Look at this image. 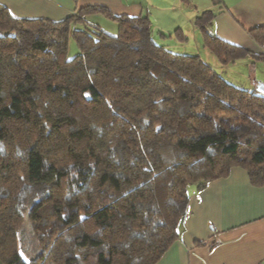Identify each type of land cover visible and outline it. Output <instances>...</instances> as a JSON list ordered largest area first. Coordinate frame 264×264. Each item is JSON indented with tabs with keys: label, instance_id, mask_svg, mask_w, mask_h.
Masks as SVG:
<instances>
[{
	"label": "trees",
	"instance_id": "obj_1",
	"mask_svg": "<svg viewBox=\"0 0 264 264\" xmlns=\"http://www.w3.org/2000/svg\"><path fill=\"white\" fill-rule=\"evenodd\" d=\"M93 12L117 34L89 23ZM212 17L195 24L220 65L264 60L211 36ZM250 33L264 45V26ZM255 82L157 43L146 16L87 5L51 21L0 4V264H156L180 237L189 183L200 190L240 167L264 184Z\"/></svg>",
	"mask_w": 264,
	"mask_h": 264
},
{
	"label": "crops",
	"instance_id": "obj_2",
	"mask_svg": "<svg viewBox=\"0 0 264 264\" xmlns=\"http://www.w3.org/2000/svg\"><path fill=\"white\" fill-rule=\"evenodd\" d=\"M0 4L15 17L51 21L62 20L87 5L105 7L116 15L146 16L154 40L171 49L179 43H203L195 20L210 11L213 17L207 30L211 36L264 53V45L258 44L250 33L251 29L264 26V0H0ZM86 20L112 35L118 32V27L99 12L87 14ZM177 30L185 40L175 36ZM247 70L250 76L256 71L264 75V60L247 56L216 69L241 87L244 86L234 82L233 77L248 75ZM255 81L254 77L251 87ZM188 193L180 237L156 264L264 262V184L252 185L244 169L232 167L226 177L213 180L200 190L193 186Z\"/></svg>",
	"mask_w": 264,
	"mask_h": 264
},
{
	"label": "rangeland",
	"instance_id": "obj_3",
	"mask_svg": "<svg viewBox=\"0 0 264 264\" xmlns=\"http://www.w3.org/2000/svg\"><path fill=\"white\" fill-rule=\"evenodd\" d=\"M107 21H108V23H111V24H114V25L117 26V23L112 21V20H110L109 18H107ZM106 32L109 33V31H106ZM109 34H111V33H109ZM168 44L171 45L172 43H168ZM78 50L79 49H78L77 44L75 43V41L70 39V41L68 43L67 56L69 58L73 57L74 55H76L78 53ZM172 50L177 51V52H183V53H186V54H196V55H198L201 58L202 61H204L205 63L209 64L215 70L218 69V67L220 65V64H218V61L214 60L216 58L213 56V54H211V52L206 47L203 46V43H194V42H191V43H179L177 47H174V48L172 47ZM254 53H256V52H254ZM263 55H264V53H263ZM259 63L260 62H258V65H260ZM247 72H248V75H241L240 74L241 75L240 76V75L236 74L233 77L234 78L233 81L234 82H238L239 84L244 86V88H251L252 79L254 77H255L256 81L264 83V77H263L264 75H262L261 72L256 71L255 73H251L252 74L251 76L249 75L250 71L247 70ZM248 77L249 78L252 77L251 79H249V82H247L248 80H246ZM191 185H193V184L189 183L187 185L188 186L187 189L188 188L192 189L193 186H191ZM25 227L29 228L28 223H27V225ZM26 232L27 231H24L23 235H22V239H24V240L22 241L20 239V241H19V250H20V252L22 253V255L25 258H29V257L35 255L34 252H35L36 248H35L34 245H31V243H29L30 240L26 238L27 237V235H25Z\"/></svg>",
	"mask_w": 264,
	"mask_h": 264
},
{
	"label": "water",
	"instance_id": "obj_4",
	"mask_svg": "<svg viewBox=\"0 0 264 264\" xmlns=\"http://www.w3.org/2000/svg\"><path fill=\"white\" fill-rule=\"evenodd\" d=\"M257 91L264 94V83H259L257 85Z\"/></svg>",
	"mask_w": 264,
	"mask_h": 264
},
{
	"label": "built area",
	"instance_id": "obj_5",
	"mask_svg": "<svg viewBox=\"0 0 264 264\" xmlns=\"http://www.w3.org/2000/svg\"><path fill=\"white\" fill-rule=\"evenodd\" d=\"M259 264H264V262H262V263H259Z\"/></svg>",
	"mask_w": 264,
	"mask_h": 264
}]
</instances>
